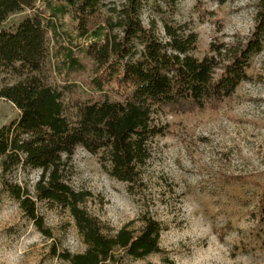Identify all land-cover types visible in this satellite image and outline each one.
Wrapping results in <instances>:
<instances>
[{
	"label": "trees",
	"instance_id": "obj_1",
	"mask_svg": "<svg viewBox=\"0 0 264 264\" xmlns=\"http://www.w3.org/2000/svg\"><path fill=\"white\" fill-rule=\"evenodd\" d=\"M152 1L111 6L109 0H0V100L20 111L0 129L2 183L47 238L53 234L39 203L70 212L86 251H53L70 264L143 260L161 252L163 231L157 220L145 217L139 231L125 226L107 233L82 206L89 195L68 182L77 149L101 154L114 179L135 185L152 158L155 140L169 134L156 116L164 110H217L251 80L253 59L264 51V0L256 1L250 37L216 40L203 58L195 56L199 36L187 25L163 18V37L154 21L145 27L142 12ZM196 2L204 15L203 1ZM25 11L31 14L19 24L2 28L11 15ZM80 75H87L91 94L105 99H72ZM112 93L120 100H112ZM19 170L39 172L35 197L8 179ZM258 210L264 223V199Z\"/></svg>",
	"mask_w": 264,
	"mask_h": 264
},
{
	"label": "rangeland",
	"instance_id": "obj_2",
	"mask_svg": "<svg viewBox=\"0 0 264 264\" xmlns=\"http://www.w3.org/2000/svg\"><path fill=\"white\" fill-rule=\"evenodd\" d=\"M202 1L204 15L196 0H154L143 9V23L150 28L154 21L161 37L163 18L187 25L199 36L198 58L216 40L233 43L254 32L257 0ZM123 2L109 0L111 6ZM30 14L11 15L2 28L14 27ZM250 75L251 80L217 110L158 114L156 122L168 126L169 134L155 140L142 179L133 186L114 179L102 165L101 154L77 149L68 182L89 195L82 206L107 233L125 226L139 231L145 217L162 226L160 253L143 260L124 257L122 264H264V223L258 210L264 199V51L254 57ZM86 79L75 77L72 99H105L91 94ZM110 97L120 100L114 93ZM19 115L13 103L0 100V129ZM8 179L35 197L38 171L19 170ZM2 180L0 161V264H70L54 256V249L86 251L68 210L39 203L53 234L47 238Z\"/></svg>",
	"mask_w": 264,
	"mask_h": 264
}]
</instances>
